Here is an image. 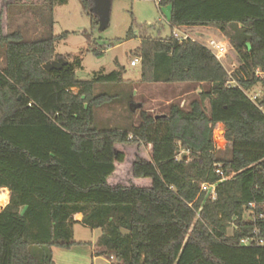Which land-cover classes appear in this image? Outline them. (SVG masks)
Returning a JSON list of instances; mask_svg holds the SVG:
<instances>
[{
    "label": "trees",
    "instance_id": "trees-1",
    "mask_svg": "<svg viewBox=\"0 0 264 264\" xmlns=\"http://www.w3.org/2000/svg\"><path fill=\"white\" fill-rule=\"evenodd\" d=\"M80 2L96 29L92 0ZM55 3L0 0L6 59L0 69V190L10 191L9 204L0 208V264H56L55 248L80 244L76 225L100 230L97 256L118 264H264V247L242 245L255 230L264 239V220L247 222L251 203L264 213V0H159L160 9L171 8L172 32L214 27L232 33L240 66L230 74L205 45L173 33L143 36L134 54L141 83L206 90L189 110L171 104L167 114L152 116L141 108L140 123L130 130L96 126V110L114 101L96 89L126 83L122 71L81 81L80 62L56 52L69 33L34 42L20 30L7 33L11 7L53 9ZM60 59L66 61L61 70L44 69ZM257 86L262 95L256 104L248 92ZM219 124L227 159L214 142ZM217 165L235 175L222 181ZM204 183L216 185L215 200L202 191Z\"/></svg>",
    "mask_w": 264,
    "mask_h": 264
},
{
    "label": "rangeland",
    "instance_id": "rangeland-1",
    "mask_svg": "<svg viewBox=\"0 0 264 264\" xmlns=\"http://www.w3.org/2000/svg\"><path fill=\"white\" fill-rule=\"evenodd\" d=\"M168 10L167 7L160 9L154 0H112L108 27L102 28L99 22V26L92 29L91 18L83 9L80 0H56L53 9L17 5L8 10L7 33L20 30L27 42L69 33L67 39L56 43V52L72 64L80 62V67L76 66V77L81 81H90L97 74L107 75L114 71H122L126 83L103 85L96 89L97 94L108 93L114 97L113 102L96 110V126L100 130H130L132 126L140 123L141 108L152 116L167 114L171 104L189 110L191 102L200 92L206 90V86L182 83L144 84L141 83V62L135 67L131 66V62L136 59L134 54L140 48L143 36L166 38L174 32L182 35L179 29L172 32ZM0 12L4 13L1 6ZM130 29L133 35L128 38ZM185 33L202 44H206L210 39L206 38L205 34H201L204 36L200 38V34L191 31ZM229 47L231 53V44ZM92 51H96L98 55ZM225 65L229 66L227 61ZM5 67V51L0 49V69L3 70ZM261 91V86H257L248 94ZM181 96L183 98H180ZM215 142L219 150L218 156L223 159L229 158L230 154L224 142L218 139H215ZM184 154L181 152L180 155ZM138 182L134 179L135 184L139 185ZM1 198H4V201ZM5 200L6 194L0 197L1 203ZM76 219L81 221L83 217L78 216ZM74 233L75 241L80 244L71 249L56 248L54 257L56 264H118L117 261L110 260L109 255L97 256V252L102 250L99 246L102 235L100 230L92 231L82 225H76Z\"/></svg>",
    "mask_w": 264,
    "mask_h": 264
},
{
    "label": "built area",
    "instance_id": "built-area-1",
    "mask_svg": "<svg viewBox=\"0 0 264 264\" xmlns=\"http://www.w3.org/2000/svg\"><path fill=\"white\" fill-rule=\"evenodd\" d=\"M154 1H156L157 4L159 5V0H154ZM173 35L175 38L179 39L180 41L192 39L191 36H188L185 33V31H182V35L179 33H175V32L173 33ZM192 40L197 41L195 39H192ZM203 45H205L209 50H211V52L215 55V57L221 62L224 59H226L230 53L229 43L224 40H217V39L211 38V39H208L206 41V44H203ZM138 63H140V60L135 59L134 61L131 62V66L135 67L138 65ZM257 75L262 77V73L260 71L257 72ZM261 95H262L261 93L254 92L252 93V95H249V98L252 102L257 104V102L261 98ZM215 139H218L219 141L224 142V144L226 145L225 130H223L221 127H217L214 131V142H215ZM215 172L217 175H219L222 178V181L230 180L235 175L234 173L226 174L221 165L216 166ZM201 189L202 191L209 193L212 199L214 200L216 199V185L204 183L202 184ZM262 206L264 210V204ZM257 207L258 205L255 203H251L249 205V210L247 213L248 214L247 222L252 221L253 223H256L258 220H264V213L261 214L260 216L256 213ZM259 233H260L259 230H255L253 233V237L243 240L242 245L246 247H249L252 245H255L258 247H264V239L259 236Z\"/></svg>",
    "mask_w": 264,
    "mask_h": 264
},
{
    "label": "crops",
    "instance_id": "crops-1",
    "mask_svg": "<svg viewBox=\"0 0 264 264\" xmlns=\"http://www.w3.org/2000/svg\"><path fill=\"white\" fill-rule=\"evenodd\" d=\"M167 8L169 9L168 11H169L170 19H171V8L170 7H167ZM179 30L191 31L194 34H200V38H203V36H204L201 34H205L206 38L224 40V41H227L229 44H230V35H233L232 33H230L229 35L226 33H223L214 27H181V28H179ZM225 61L228 62V64H229L228 67L225 65ZM222 63L224 66H226V68L229 69V73L238 69V67L240 66V62H239V59L237 57V53L233 50V48H231V53H229L227 58L224 59L222 61ZM192 93H195V92H192ZM196 93H198V92L196 91ZM186 95H188V94H186ZM180 98H183V96H181ZM218 127H221L223 130H225V127L223 124H219ZM0 193H3L2 195H0V197L4 196V194H6L5 202L0 203V208H4L9 204L10 191L8 189H2V190H0ZM79 216H82V215H79ZM55 254H56V248L54 249V257H55Z\"/></svg>",
    "mask_w": 264,
    "mask_h": 264
},
{
    "label": "water",
    "instance_id": "water-1",
    "mask_svg": "<svg viewBox=\"0 0 264 264\" xmlns=\"http://www.w3.org/2000/svg\"><path fill=\"white\" fill-rule=\"evenodd\" d=\"M92 2H93V7L91 9V12L98 16L102 28L104 29L107 28L111 17L112 0H92ZM64 65H66V61L60 59L58 61H54L45 65L44 69L47 71H53V70L57 71V70H61ZM122 233L124 235L128 234V232L123 230Z\"/></svg>",
    "mask_w": 264,
    "mask_h": 264
},
{
    "label": "bare ground",
    "instance_id": "bare-ground-1",
    "mask_svg": "<svg viewBox=\"0 0 264 264\" xmlns=\"http://www.w3.org/2000/svg\"><path fill=\"white\" fill-rule=\"evenodd\" d=\"M2 199V201H4V198H1ZM1 203V202H0Z\"/></svg>",
    "mask_w": 264,
    "mask_h": 264
}]
</instances>
